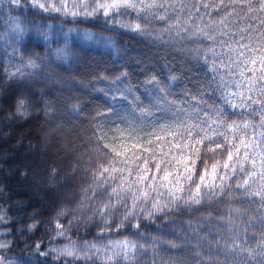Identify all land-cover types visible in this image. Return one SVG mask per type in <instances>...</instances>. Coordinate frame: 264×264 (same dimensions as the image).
<instances>
[{
	"label": "trees",
	"instance_id": "16d2710c",
	"mask_svg": "<svg viewBox=\"0 0 264 264\" xmlns=\"http://www.w3.org/2000/svg\"><path fill=\"white\" fill-rule=\"evenodd\" d=\"M86 2L91 10L93 0ZM101 13L90 17L64 16L32 8L25 0H20L19 6L12 0H0V214L5 217L0 222V242H10L7 249H0V255L12 264H261L264 257L258 254L255 241L260 239L264 225L255 206L234 202L243 214V222L237 220L240 230L248 228L245 239L251 238V256L246 251L227 256L221 253L218 257L210 254L208 245L197 246L196 234L189 231L190 225L199 227L197 221L206 216L207 206L202 211L170 212L164 218L158 215L153 219H132L121 228L116 226L123 219L124 208L117 206L111 212L107 226L103 223L105 217L94 214L105 202L102 191L98 190L81 206L83 189L91 184V165L84 154L94 143V133H107V139L116 135L112 131L115 125L128 121L144 129L171 122L182 116L180 109L196 104L191 99L193 95L200 97L198 107L202 110H209V105L227 108L216 85L209 86L212 73L187 51L191 42H186L184 48L161 44L119 28L114 20L106 23ZM118 18L121 22H135L132 16ZM17 23L23 29V39L19 41L14 38ZM159 27L161 22H156L150 30ZM38 30L49 33L47 43L38 37ZM62 32L72 37L88 32L93 40L70 41L67 59H57L56 50L64 47ZM105 39L112 42L110 46H105ZM29 59H36L39 67L23 68ZM18 67L35 74H17L10 79L9 73ZM121 72L127 76L113 84ZM152 76L166 92L159 91L155 83H145ZM128 87L131 92L122 96L121 91ZM21 98L27 108L23 116L16 112ZM74 104L79 105L78 114L70 111ZM61 210L67 214L57 216ZM223 210L224 205L212 208L214 216ZM139 215L142 217L143 213ZM56 220L63 229L55 228ZM137 222L138 230L133 227ZM65 230V237L56 236L57 231ZM137 231L144 239L135 235ZM161 232L164 240H174L179 247L165 245L153 250L145 243L160 238ZM204 234L205 229L201 228L200 235ZM125 238L137 244L134 259L131 251L130 259L125 260L122 250L108 247L109 241ZM73 241L81 248V254L86 242L97 244L102 251L89 252V258L78 260L56 258L57 253L49 252ZM140 244L147 250L142 255ZM211 247L215 249L214 242ZM117 251H121L118 257ZM197 251L200 257L195 256ZM40 252L48 254L41 256ZM109 255L113 256L112 261L107 259Z\"/></svg>",
	"mask_w": 264,
	"mask_h": 264
},
{
	"label": "snow or ice",
	"instance_id": "6c2138e0",
	"mask_svg": "<svg viewBox=\"0 0 264 264\" xmlns=\"http://www.w3.org/2000/svg\"><path fill=\"white\" fill-rule=\"evenodd\" d=\"M12 2L20 5V0ZM25 2L45 13L72 17H90L102 10L106 23L114 20L119 28L151 37L158 43L184 48L186 42H191L187 51L212 73L209 86L216 85L227 108L209 105V110H202L198 107L200 97L193 95L191 99L196 104L187 110L180 109L182 116L171 122L144 129L128 121L115 125L112 131L116 135L107 139V133H94V143L84 154L91 165V184L83 189L81 206L85 200L95 197L98 190L102 191L105 202L94 214L105 217L103 223L107 226L111 212L117 206L124 208L117 228L123 227L125 221L131 223L132 219H153L158 215L164 218L170 212L202 211L207 206L206 216L197 221L199 227L189 226V231L196 234L197 246L208 245L210 254L217 257L221 253L227 256L246 251L251 256L254 251L248 248L251 238L245 239L248 228L240 230L237 220L243 222V214L234 202L255 206L264 225V211H261L264 209V0H93L91 10L86 0L79 4L76 0ZM119 16H132L135 22H121ZM156 22H161V27L151 31L150 26ZM14 31L17 33L14 38L22 40L23 29L18 23ZM37 35L46 43L50 40L48 32L38 30ZM62 37L64 47L56 50V57L63 60L67 59L70 41L93 40L88 32L75 37L62 32ZM103 42L106 47L112 43L107 39ZM22 67L36 69L39 65L36 59H29ZM17 74L23 77L35 73H25L18 67L16 72L9 73V78ZM126 76V72H121L112 83ZM171 79L175 81L176 77ZM145 83H155L159 91H167L159 86L155 76ZM126 92H131V88H124L120 94L124 96ZM70 111L78 114L79 105H72ZM16 112L21 116L27 113L23 98L17 102ZM221 205L224 210L217 211L214 216L212 208ZM66 214L61 210L57 216ZM216 217L219 219L214 223ZM4 220L0 214V222ZM32 227L34 225L29 231ZM133 227L138 230L140 224L137 222ZM55 228L63 229L59 220L55 221ZM201 228L205 229L203 236ZM135 235L144 239L139 231ZM56 236L65 237L66 230L57 231ZM159 237L145 240V243L153 250L165 245L179 247L174 240H164V233H159ZM213 242L215 249L211 247ZM255 243L260 249L258 254L264 257V227ZM9 246L10 242H0V249ZM35 247L39 250L40 244ZM108 247L122 250L125 260L130 259L129 251L133 253L131 258H135L137 244L127 238L109 241ZM139 248L141 255L147 251L144 244ZM92 251L100 252L102 248L86 242L81 254V248L73 241L63 248L49 249L57 253L56 258L72 260L89 258L88 253ZM115 255L120 256L121 251ZM200 255L199 251L195 252V256ZM107 259L112 261L113 256ZM0 264H12V261L0 255ZM195 264H202V261Z\"/></svg>",
	"mask_w": 264,
	"mask_h": 264
},
{
	"label": "rangeland",
	"instance_id": "374dc122",
	"mask_svg": "<svg viewBox=\"0 0 264 264\" xmlns=\"http://www.w3.org/2000/svg\"><path fill=\"white\" fill-rule=\"evenodd\" d=\"M2 141L0 140V143H1Z\"/></svg>",
	"mask_w": 264,
	"mask_h": 264
}]
</instances>
